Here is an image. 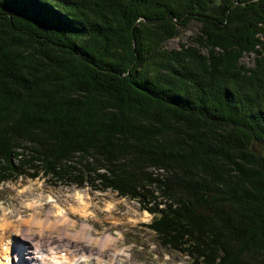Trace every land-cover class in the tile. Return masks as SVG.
Instances as JSON below:
<instances>
[{
  "label": "trees",
  "instance_id": "16d2710c",
  "mask_svg": "<svg viewBox=\"0 0 264 264\" xmlns=\"http://www.w3.org/2000/svg\"><path fill=\"white\" fill-rule=\"evenodd\" d=\"M40 173L195 264H264V0H0V184Z\"/></svg>",
  "mask_w": 264,
  "mask_h": 264
},
{
  "label": "rangeland",
  "instance_id": "374dc122",
  "mask_svg": "<svg viewBox=\"0 0 264 264\" xmlns=\"http://www.w3.org/2000/svg\"><path fill=\"white\" fill-rule=\"evenodd\" d=\"M199 28V22L191 20L187 28L180 30L178 35L164 44V48L179 49L180 44H187L191 41V37L197 36ZM202 49L206 54L205 49ZM252 60L253 55L248 54L241 58L240 63L249 67L253 65ZM48 177H43L42 174L33 179L21 176L12 182L6 181L0 184V236H9L13 239L10 248L23 249L17 240L20 239L18 231L21 227L34 232L38 230L50 232L49 234L57 240L58 233L48 231L45 227L42 229L43 226L35 223L34 219L39 216L41 220L49 218V221H54L57 218L56 214L60 215L65 209L69 213V221L71 220V224L67 226L69 233L77 234L76 236L81 238L80 231L85 229L91 240L105 239L108 236L114 239L111 247L100 248L87 238L80 241L74 236L68 244V246L72 244V249L78 251L87 249L93 255L102 256L106 261L115 254L116 248L124 250L125 260L123 263L115 260L117 264H194L183 254L172 252L168 247L164 248L159 244L155 233L145 227L151 222L152 215L144 212L136 201L121 199L116 192L95 191L89 185L78 188L76 185H67L64 182L58 184ZM82 197L87 205L84 212L81 211ZM37 201L39 206H33L32 204ZM16 235H19L18 238L15 237ZM59 241L53 246L54 250L60 247V243L65 242ZM28 246L30 247V244ZM30 250L33 251L34 248H29L28 251ZM26 256L29 255H24ZM28 261L23 258L21 262L30 264ZM38 262L36 259L35 264Z\"/></svg>",
  "mask_w": 264,
  "mask_h": 264
},
{
  "label": "bare ground",
  "instance_id": "6f19581e",
  "mask_svg": "<svg viewBox=\"0 0 264 264\" xmlns=\"http://www.w3.org/2000/svg\"><path fill=\"white\" fill-rule=\"evenodd\" d=\"M81 200H82L81 203H83V208L81 209V211L84 212V210H86V206L87 205L84 202L83 197H82ZM32 205L35 206V207L36 206H39L38 205V201L36 203L34 202ZM59 211L60 210H58V212ZM68 215H69V213L64 209V210H62V213L60 215L56 214L57 218H55L54 221H51V220L49 221V218L46 219V220H41L39 218V216H37L38 218L34 219L35 220V223L40 224L41 226H43L42 229H44V227H45V229L47 228L48 231H53V232L58 233L59 239L57 237V240L55 239L54 236H51L49 234L50 232L49 233L48 232H44V231L41 232L39 230L37 232L29 231L27 228L21 229L23 227H21L19 225L21 227V228H19V231H18V233L20 235V237H19L20 239H17V240H19L20 243H21V245L23 246V249L22 250L24 252L23 253L20 252V251L14 252L10 248L9 249V254L14 255L15 258H16V256L19 257L21 259V261L23 260V258L24 259L26 258V260L27 259L29 260L28 262L30 264H35L36 259L39 261L37 264H54V263H56L57 260H56V257H55V253L57 251H60L62 248H64V247H61V246H65V248H67L68 247V244H69V240L71 241V238L74 239V236L77 235V234L76 235L71 234V232L69 233V231H68L69 229H67L68 228L67 226L69 224H71V220L69 221V216ZM82 215H84V214H82ZM28 232H30L31 234H27ZM80 232L82 233V234H80L81 238H79L78 236H76V238H77L76 240H80L81 241V240H84L85 238H87V240L88 239L91 240L89 238L88 233H86V230L85 229L82 230V231H80ZM19 235H16L15 237L18 238L17 236H19ZM4 237L0 236V245H3L2 244V241H3ZM6 237H9V236H6ZM59 240L65 241V242L64 243H60V247H58V249L54 250L55 247H53V246ZM91 242L93 244L97 245L98 247L100 246V248L101 247L102 248H109L114 243V239L111 236H108V237H105V239L104 238L93 239V240H91ZM29 244H30V247L28 246ZM33 245H34V247H33ZM37 247H38V249H36ZM29 248H34V250L33 251H31V250L28 251ZM43 248L46 251H44ZM6 249L8 250V247H6ZM76 251L79 252L82 255H84V253H86L88 255H90V254L92 255L93 254V253H91V251L89 252L87 249H83L82 251H78V250H76ZM114 253L115 254L113 256H111V259H108L109 264H117V262H115V259L117 261H120L121 263H123L124 260H125V259H123V257H125V254H126L124 252V250H121V249L117 250V248H116V250L114 251ZM24 255H29V256L28 257L27 256L24 257ZM118 256H119V258H118ZM6 257H7L6 256V253H4L3 256H1V254H0V264H11V262L8 263V261L6 260ZM94 258H97V256H95ZM21 261L17 262V264H23V262H21ZM82 261H83V258L81 259V262Z\"/></svg>",
  "mask_w": 264,
  "mask_h": 264
},
{
  "label": "water",
  "instance_id": "95a60500",
  "mask_svg": "<svg viewBox=\"0 0 264 264\" xmlns=\"http://www.w3.org/2000/svg\"><path fill=\"white\" fill-rule=\"evenodd\" d=\"M244 3V2H243ZM243 3H241V4H243Z\"/></svg>",
  "mask_w": 264,
  "mask_h": 264
}]
</instances>
